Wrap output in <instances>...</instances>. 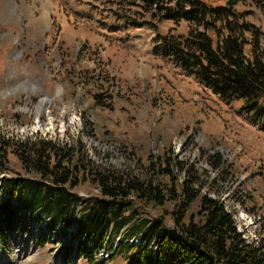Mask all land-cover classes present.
I'll use <instances>...</instances> for the list:
<instances>
[{"label":"rangeland","instance_id":"obj_1","mask_svg":"<svg viewBox=\"0 0 264 264\" xmlns=\"http://www.w3.org/2000/svg\"><path fill=\"white\" fill-rule=\"evenodd\" d=\"M114 8L106 0H0V134L70 145L81 135L84 154L122 168L172 149L196 163L206 182L217 179L203 190L224 199L248 240H264V124L254 122L244 101L223 99L159 46L157 32H187L189 23L164 19L126 28ZM234 8L264 30V0H235ZM260 41L264 50L263 34ZM245 51L254 58L251 42ZM85 126H96L100 140ZM216 151L234 181L218 178L208 159ZM9 160L13 173L25 174L15 154ZM75 191L83 198L100 195L91 180ZM197 209L190 214L197 216ZM31 226V232L10 229L9 247L0 241V264H129L122 251L109 247L94 263L74 249L67 258L58 239L33 237L47 221ZM80 236L74 234L73 248ZM120 238L112 242L120 244ZM135 242L151 246L141 237Z\"/></svg>","mask_w":264,"mask_h":264},{"label":"trees","instance_id":"obj_2","mask_svg":"<svg viewBox=\"0 0 264 264\" xmlns=\"http://www.w3.org/2000/svg\"><path fill=\"white\" fill-rule=\"evenodd\" d=\"M113 4L118 21L128 27L172 19L189 23L187 32H157L156 41L184 69L226 100H244L245 110L264 118V30L245 19V11L212 0H106ZM252 32V39L246 35ZM253 44L254 58L245 45ZM87 135L100 140L96 126H85ZM84 140L73 145L44 137L0 134V241L9 247L10 229L27 232L35 221L45 222V233H56L67 258L73 251L96 262L99 252L122 251L129 264H264V240H248L240 231L221 196L203 189L205 181L196 163L179 159L172 149L137 158L132 167L98 162L84 154ZM148 152V151H147ZM20 160L25 174L13 173L9 155ZM218 178L234 181V173L221 152L208 155ZM230 179V180H228ZM91 180L100 195L83 198L75 191ZM224 181L222 183H224ZM213 183V184H212ZM169 203L174 205L168 208ZM149 205L157 208L147 214ZM198 207L197 216L190 208ZM76 224V230L69 227ZM74 227V226H73ZM120 238V244L112 240ZM141 237L149 244H133Z\"/></svg>","mask_w":264,"mask_h":264},{"label":"water","instance_id":"obj_3","mask_svg":"<svg viewBox=\"0 0 264 264\" xmlns=\"http://www.w3.org/2000/svg\"><path fill=\"white\" fill-rule=\"evenodd\" d=\"M235 3V0H226V4L228 7H232Z\"/></svg>","mask_w":264,"mask_h":264},{"label":"crops","instance_id":"obj_4","mask_svg":"<svg viewBox=\"0 0 264 264\" xmlns=\"http://www.w3.org/2000/svg\"><path fill=\"white\" fill-rule=\"evenodd\" d=\"M246 35H247V37L249 38V34L246 33ZM249 39H250V38H249ZM248 44H249V43H248ZM248 44L245 45V49H246V46H247ZM239 101H240V100H239ZM241 101H244V100L241 99ZM245 105H246V104H245V101H244V106H245ZM249 113H250V112H249ZM252 113H253V112H252ZM250 116H252V114H251Z\"/></svg>","mask_w":264,"mask_h":264},{"label":"built area","instance_id":"obj_5","mask_svg":"<svg viewBox=\"0 0 264 264\" xmlns=\"http://www.w3.org/2000/svg\"><path fill=\"white\" fill-rule=\"evenodd\" d=\"M47 234H48V235H51L52 233H47V232H46L45 235H47ZM55 234H56V233H55ZM36 235H38V234H36Z\"/></svg>","mask_w":264,"mask_h":264}]
</instances>
